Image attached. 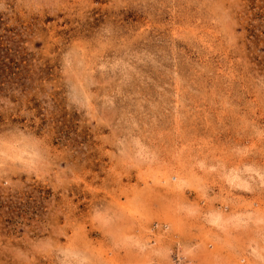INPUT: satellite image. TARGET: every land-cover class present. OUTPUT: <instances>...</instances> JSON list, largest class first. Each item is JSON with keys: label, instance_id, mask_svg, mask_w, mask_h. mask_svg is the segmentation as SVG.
<instances>
[{"label": "rangeland", "instance_id": "rangeland-1", "mask_svg": "<svg viewBox=\"0 0 264 264\" xmlns=\"http://www.w3.org/2000/svg\"><path fill=\"white\" fill-rule=\"evenodd\" d=\"M0 264H264V0H0Z\"/></svg>", "mask_w": 264, "mask_h": 264}, {"label": "bare ground", "instance_id": "bare-ground-1", "mask_svg": "<svg viewBox=\"0 0 264 264\" xmlns=\"http://www.w3.org/2000/svg\"><path fill=\"white\" fill-rule=\"evenodd\" d=\"M176 172V171H175ZM172 174V173H171ZM175 174V173H174ZM177 175V173L175 174V176ZM178 176V175H177ZM176 178V177H175ZM180 178V177H179ZM158 179V178H157ZM174 179V178H173ZM164 180H166V179H164ZM155 182H157V180H155ZM177 185V184H176ZM119 202V201H118ZM129 207V206H128ZM132 207V206H131ZM131 207H129V209L131 208ZM129 211V210H128Z\"/></svg>", "mask_w": 264, "mask_h": 264}]
</instances>
